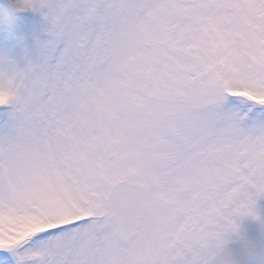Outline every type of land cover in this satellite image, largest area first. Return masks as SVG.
I'll return each instance as SVG.
<instances>
[{"label":"snow or ice","instance_id":"1","mask_svg":"<svg viewBox=\"0 0 264 264\" xmlns=\"http://www.w3.org/2000/svg\"><path fill=\"white\" fill-rule=\"evenodd\" d=\"M18 5L49 38L0 54V264H213L264 196V0Z\"/></svg>","mask_w":264,"mask_h":264},{"label":"rangeland","instance_id":"2","mask_svg":"<svg viewBox=\"0 0 264 264\" xmlns=\"http://www.w3.org/2000/svg\"><path fill=\"white\" fill-rule=\"evenodd\" d=\"M0 0V54H7L24 65L25 57L38 55V44L49 38V25L40 12L17 10L18 0ZM15 5V6H14ZM256 216L239 217L237 233L228 237L221 257L213 264H221L222 257L232 264H264V196L256 199Z\"/></svg>","mask_w":264,"mask_h":264}]
</instances>
